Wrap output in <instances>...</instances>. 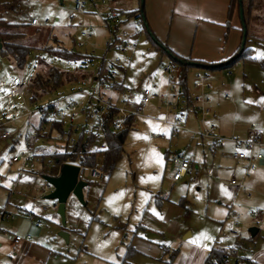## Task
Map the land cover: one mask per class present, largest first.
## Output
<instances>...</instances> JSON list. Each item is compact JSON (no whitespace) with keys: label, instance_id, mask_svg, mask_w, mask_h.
Returning a JSON list of instances; mask_svg holds the SVG:
<instances>
[{"label":"rangeland","instance_id":"rangeland-1","mask_svg":"<svg viewBox=\"0 0 264 264\" xmlns=\"http://www.w3.org/2000/svg\"><path fill=\"white\" fill-rule=\"evenodd\" d=\"M73 1L0 0V20L12 25L9 33L21 35L16 43L29 49L22 67L12 56H5L0 50V123L3 124L0 134L16 132L11 139H0V176L3 179L0 217L4 211L9 215L8 219L0 221V264H167L173 253L176 254L174 264H203L204 256L214 248L238 250V257L251 261V264H264V219L251 221L253 214L250 210H247L250 216L235 219L231 213L234 202L227 203L224 198L223 203L211 193L212 174L207 169H211L208 161L212 163L208 159L216 158L213 146L209 147L208 140L197 137L191 141L181 137L173 139L170 126L164 124L165 109L164 112L156 110L159 98L153 100L149 110L138 112L136 109L145 90L159 93L157 91L161 90L165 78L168 80L164 68L169 59L152 47L140 21L129 19L125 14L120 15L121 23L117 27L119 41H115L107 51L106 43L116 26L111 24V29H108L99 9H88L93 1H88L83 14L74 12ZM113 8L117 9L116 6ZM259 14H262L261 10ZM33 20L38 25H33ZM253 30L257 31L259 38L252 40L249 47L253 49L252 56L256 60H238L231 74V77H242L237 84L240 94L243 89L249 94H254L257 89L264 92V24L261 20L253 22ZM82 33H87L89 38H82ZM126 41L136 44V47L121 52V44ZM60 47L75 49V54L82 58L65 60L55 56L51 51ZM118 61L125 72L114 66ZM103 62L104 70L119 75L116 81L124 85L126 92L123 98L121 96L122 101L117 97V102L130 114L135 113V121L115 169L102 180H87L90 184L84 191L86 206L72 196L68 200L65 230L70 241L67 244L58 236L63 228L58 214L42 213L38 208L49 207L53 202L35 200L44 195L43 177L32 173L18 176V164L10 167L8 163L24 147L27 114L59 95L69 97L67 104L80 95L87 107L88 97L99 91L95 80ZM45 66L72 74L82 72L87 75V80L67 81L57 94L34 103L27 92L14 98L8 96L20 81L28 84L37 72L46 71ZM198 73L205 74V71L194 68L189 75V88L192 90ZM211 76L209 81L215 84L214 74ZM70 116L71 113L67 119H71ZM40 118V114L33 116L32 129L39 126ZM173 119L167 117V120ZM83 121L86 122L87 117L77 115L74 123L67 124L73 126ZM88 122L87 128H92L95 119ZM54 144L64 145V141ZM162 146L169 150L168 158L162 153ZM176 148L183 149L194 163L187 177L171 188L175 168L170 159ZM229 154L226 150L224 156ZM205 160L206 166L203 164ZM98 162L102 163L103 159L100 157ZM46 165V168L38 165V173H50L58 167ZM16 179L17 186L12 193V182ZM166 189L169 195L163 197ZM222 192L228 199L234 198V193ZM215 207H221L218 209L221 214L213 213ZM19 208L32 209L38 218L31 223ZM31 224L40 229L39 235L34 237L30 234L31 243L24 240L21 244H14L16 235L27 236ZM251 228L259 229L260 233L250 241ZM232 229L238 232V238L230 235ZM160 247L166 252H162Z\"/></svg>","mask_w":264,"mask_h":264},{"label":"crops","instance_id":"crops-1","mask_svg":"<svg viewBox=\"0 0 264 264\" xmlns=\"http://www.w3.org/2000/svg\"><path fill=\"white\" fill-rule=\"evenodd\" d=\"M74 3L75 0L73 1V9ZM231 3L232 0H144V4H142V0H108L107 3L102 4L98 0H93V3H90L91 5L88 7V9L96 11H98L99 9L101 16H104L105 18L104 22L106 23L108 29H111L110 26L114 23L110 19L106 18V15L110 10H114L118 13V15H120V13H128L131 11H136L140 8H144V17L146 19V23L150 29V32L161 45L184 59H188L191 62L203 63L200 64V66H194L193 68H191L189 70V75L191 73V70L194 68L203 69L205 71V74L209 76V80H211L212 78L211 74H214L213 80L215 84L212 83L213 81H210L213 85V89H206L203 91V95L210 101L208 105V108L210 109V115L204 118L200 113H195L191 110H187L185 112L187 118L183 123V125L185 126V130H182L179 133L177 139L179 140L181 137V139L188 138L190 141L195 140V138L192 137V131L202 132L212 126H216L215 134L218 137H221L223 141L215 142L209 138L205 139L208 140L207 145H209V147H211V145L213 146L212 151L216 156L215 158L213 155V160L211 158L208 159L212 161V163L208 161V165H211V169H207V171H209L208 173L212 174V176L210 177V188L213 190V192L211 193H214L215 199H219L221 202L224 201V198L226 199L227 203H229V201L234 202V205L231 206V213L232 216L235 217V219L244 216H250V214L247 212V210H250L253 214V216H251V221L253 219L254 221H263L264 138L262 139L263 145L256 146L253 149V153H261L263 155V159L256 164L257 169L250 172L247 176H245L247 163L243 161H236L235 159H233L235 147L234 143L230 140V138L232 137L239 140H247L249 138V133L251 130H255L264 134V92L257 89L254 94H249L245 93L243 89L241 91L242 94H240L238 91L239 89H237V84L242 78L241 75L231 77V74L234 71L235 64L234 67L230 70L225 67L226 65H228L229 60L232 59L234 55L241 49L243 40L242 21L240 19V15L234 14L230 18ZM113 6H116L117 9L120 10L113 8ZM36 25H38V23ZM145 34L148 40L151 42L152 47L160 51L161 53H159L162 55V57L166 56L169 59L170 63V56L168 54H164L160 48H157L155 46L153 41L148 36L147 32H145ZM134 47H136V44L128 49ZM128 49H126V51ZM75 51L76 50L74 49V52ZM118 62L119 64L114 66L118 70L124 71L120 61ZM210 67H214L216 69L210 70ZM118 77L119 75H117L116 78ZM165 80V83L161 85V90L157 92L167 93L169 91V81L166 78ZM95 82L97 83V79L95 80ZM188 83L189 86H191L190 82ZM189 90L190 94H192V97L198 96L201 93L195 88L193 90L189 88ZM73 93L76 94L77 92L74 91ZM124 95L125 94L123 93L119 96L120 101H122L121 99L124 97ZM226 95H229L232 100L226 99ZM65 96H69V94ZM60 97L62 96L59 95L52 101L58 100L60 99ZM234 98L237 102L234 100ZM81 99L82 97H80V95H76L75 97L70 99L69 104H84V100ZM153 100L151 101V103H153ZM67 103L66 101H63L58 103V106L61 108L66 106ZM150 104H148L145 108H141L140 100L139 104L136 105V109L138 110V112L149 110L151 107ZM117 105L120 107V104H118V102ZM181 109L182 108L178 110L181 112ZM156 110H159L161 112L164 110L161 100L159 101V106L156 107ZM177 114L178 113L176 111H172L169 115L166 116H170L171 118L175 119ZM132 116H134L135 121V113ZM85 123L88 124V120L84 123L75 124ZM169 126L170 125H168V127ZM170 133L172 137L171 127ZM158 137L162 138L163 136ZM189 145L187 147H189ZM197 145L199 146L200 143H198ZM202 146V148L204 149L205 145L203 141ZM222 149L223 152L220 153L219 150ZM226 150L228 153H230L229 156H224ZM242 151L249 153V150L245 147H243ZM179 152L185 153L183 149L176 148L174 154H177ZM162 153L165 157L168 158L169 150L167 148L163 147ZM226 157L227 161L225 162ZM188 158L191 160L190 157ZM191 162L192 167L194 162ZM98 164L101 165L102 163L98 162ZM203 164L206 166L207 160H205ZM198 168L199 166H196V169ZM190 169L182 179L187 177V175L190 173ZM233 175H235L238 185L231 184ZM18 176L20 175L18 174ZM14 182H17V179L12 183ZM226 183L228 184V187ZM31 186L32 188H34V185H30V188ZM222 191H226V193L229 194L234 193V198L228 199V197L224 196L225 193ZM168 195V190H164L162 196L167 197ZM223 203H225V201ZM219 205L224 206V204L221 203H219ZM218 209H221V207H215V209H212L215 215L221 214ZM31 210L32 209L28 210L19 208V211L23 215H26L31 223H34L35 219H29L28 214L33 213V215H35L36 217L38 216ZM230 210H228V214H230ZM4 212L1 213V215L4 214L6 216L5 218L8 219L9 215ZM40 224L41 223L39 221L38 225ZM39 233L40 229L34 228L32 224L29 225L27 236L32 234L35 237V235H39ZM259 233L260 230L258 229L257 235ZM257 235L255 237H257ZM26 237L23 238V240L18 244H21L24 240L25 243H31V241H28L26 239ZM255 237H252L250 233L251 240H253ZM1 242L2 241H0V247H2ZM164 251L166 252V250ZM206 259L207 256H204V259H202L203 264H205Z\"/></svg>","mask_w":264,"mask_h":264},{"label":"trees","instance_id":"trees-1","mask_svg":"<svg viewBox=\"0 0 264 264\" xmlns=\"http://www.w3.org/2000/svg\"><path fill=\"white\" fill-rule=\"evenodd\" d=\"M242 8L244 11V24L247 27L246 45L243 50L240 49L234 57L230 59L231 61L229 60L228 65L225 66L229 70L233 68L234 64H236L240 59L256 60V58L252 56L253 49L249 47L252 40L254 42L259 38L257 31L253 30V22L261 20L264 24V0H242ZM260 10L262 12L261 15L259 14ZM239 12L240 0H232L230 18L234 15V13L239 15ZM255 13H257V15ZM121 14L127 15L129 19L140 21L143 31L147 32L148 36L152 40L153 34H151L147 23L145 25L143 21L144 8L128 13H120V15ZM118 25L114 31L110 30L112 34H114V42L119 41V37L117 36ZM10 27H12L11 24L7 23L5 20H0V41L2 43L1 52L5 56H12L17 65L22 67L26 62L29 49L24 45L16 43L21 35L17 33H9L8 29ZM153 43L157 48H160L164 54H168L170 56L171 62L180 65L182 69V76L179 81L180 93L188 101V106L182 108L181 112L193 110V97L192 94H190L188 78L189 70L194 66L190 64V60L174 54L163 45L160 46L158 40L157 42L153 41ZM51 52L55 56L65 60H80V58H82L75 54L74 49L67 50L60 47V49H53ZM89 59L91 60V58ZM261 60H263V58ZM45 69L46 71L43 73L37 72L27 84L26 92L29 94L30 101L32 103L38 102L50 95L57 94L64 87L67 81L71 80L73 82H79L80 79L85 81L87 80V75L82 72L81 74H72L51 66H45ZM104 69L103 62L101 69L96 74L98 77H95L103 81L104 85L101 86L100 96L101 99L111 105V107L105 108L103 104L100 102L95 103L93 100H90L89 103L90 107L94 106L95 111H104L103 115L96 120V123L102 125L104 128V143L106 148L101 150L100 147L96 145L93 135L85 136L84 134L80 135L77 138L74 147H71L68 141L74 135V128L72 125L65 123L64 119L49 115V112L56 111L59 107L58 105H53L41 113L39 126L34 128L40 140L34 149V154L41 159L43 168H46L47 163H53L55 166H60L64 163L79 164L92 168L98 164L99 158L101 157L103 159L102 169L105 175H108L115 169L117 162L122 158L124 144L127 134L133 125L134 116H128L123 129H114L115 123L120 118L119 110L116 108L118 106L117 97L119 98L120 95L123 93L125 94L126 90L123 84L116 81L117 78L113 76L112 71ZM209 69L211 70L216 68L210 67ZM50 102L52 101H49L48 103ZM56 141H64V145L54 144ZM88 183L90 184V182ZM35 218L38 217L33 215V220ZM249 239L251 241V238ZM226 254L227 250L214 248L208 254L205 264H222L225 260ZM175 255L176 254L174 253L171 255L170 262L167 264H174L173 259ZM244 259L245 258H241L238 261L244 262Z\"/></svg>","mask_w":264,"mask_h":264},{"label":"built area","instance_id":"built-area-1","mask_svg":"<svg viewBox=\"0 0 264 264\" xmlns=\"http://www.w3.org/2000/svg\"><path fill=\"white\" fill-rule=\"evenodd\" d=\"M89 0H75L74 3V12L76 14H83L85 12L86 7L88 6ZM93 1V0H91ZM100 3L105 4L108 0H98ZM107 19H110L115 25H118L121 23L119 15L116 11L110 10L109 13L106 15ZM33 25L37 24L36 20L32 21ZM82 38L88 39L87 33H82ZM109 41L106 43V50L109 51L111 47L114 44V34L110 33ZM83 45V44H80ZM121 48L119 49L121 52L126 51V49L134 46V44H131L129 42H123L121 44ZM117 63L116 65H118ZM164 71L168 77L169 81V91L167 93H153L150 90H145L143 93V96L141 98V108H145L148 104L151 103V101L155 98H159L161 100L162 105L164 106V109L166 111V115H169L172 111H177V116L174 120L170 121L166 119L164 120L165 124L170 125L172 129V138H177L179 133L182 130H185V126L183 125L184 121L186 120V114L185 112H180L178 109L185 108L188 106V101L181 95L180 93V86L179 81L182 76V69L180 65L174 62L168 63ZM113 76L116 78L117 74L113 73ZM97 85L99 87V91L97 94H92V96H89L88 99L93 100V102L98 103L100 102L105 106V108L111 107L108 103L103 101L100 96V90L101 86L104 85L103 81L99 78L97 79ZM193 87L197 90H199L201 93L198 96H193V107L191 111L195 113H200L205 118L210 115V109L208 108L209 105V99H207L203 95V91L206 89H213L212 83L209 81V76L207 74H196L194 78ZM27 91V84L20 81L17 83L13 89V92H11L8 96L10 98H14L15 96H23ZM80 93V92H79ZM69 99V97H60V99L52 101L50 103L45 104L41 107H36V109L33 112H29L27 114L28 116V124L25 128L24 132V147L21 148L16 155L9 161V166L12 167L15 164H18L19 168L17 170L19 175H23L25 173H32L36 174L37 177H44V175H50V176H57L59 174V169L63 165H60L58 167H55L56 170H52L50 173H38L37 166L41 165V159L36 156L34 153V149L36 145L39 143V138L33 130L31 119L35 114H40L50 108L53 105H58V103L66 101ZM226 99L232 100V98L229 97V95H226ZM72 102V101H71ZM70 103V102H69ZM88 106L86 107L84 104H77V103H71L67 104L64 107H58L56 111L49 112L50 116H56L58 118L64 119L65 123H74V119L77 115H85L87 117V120L89 119H95V122L93 124L92 128H87L88 124H73L74 128V135L69 139V144L71 147H74L77 138L84 134L85 136H91L93 135L96 141V145L100 147L101 150H104L106 148V145L104 143V128L102 125L97 124L96 120L101 117L104 113V111L97 112L94 110V106L90 107V103L88 102ZM119 110V120L115 123L114 129L115 130H121L124 127V123L127 120L130 112H128L123 107H116ZM78 111V114H76ZM71 113V119H67V116ZM3 127V124L0 123V128ZM216 126H212L209 129H205L202 132L198 131H192V137L193 138H201V139H212L215 142H221L223 139L221 137H218L215 134ZM16 132H3L0 134L1 140H8L14 137ZM77 137V138H76ZM264 138V134L255 130H251L249 133V138L247 140H239L234 137L230 138V140L234 143L235 151L233 153V159L236 161H243L247 163V168L245 169V176L249 175L250 172L257 169V163L263 159V155L261 153L254 154L253 149L256 146L263 145L262 139ZM243 147L249 150V153L242 151ZM171 165L175 167V172L173 175L172 182L170 184V187L173 188L176 184V182L180 181L188 172V170L191 167V160L187 157L185 153L179 152L177 154H174L172 158L170 159ZM53 163H49L51 165ZM66 164V163H64ZM69 164V163H67ZM80 166V173H79V179L87 181L88 179L93 180H102L105 178V173L102 169V164H97L95 167H85L79 164H74ZM2 177L0 176V186H2ZM88 182V181H87ZM232 185H238L237 179L235 175H233L231 180ZM17 186V182H14L12 184L11 192L13 193L15 188ZM44 195L35 198L36 202H42L44 200V196L47 195L51 191V185L44 181ZM40 212L46 213L48 211L57 213L58 205L56 203H52L49 207L45 206H39L38 207ZM6 216L3 214L0 217V220H3ZM29 219L33 220V214H28ZM230 234L236 238L239 237L238 232L235 229H232ZM28 241L32 240V237L29 235L26 237ZM23 240L21 236L15 237V243L18 244ZM162 251H164L163 247H160ZM241 257H238V250H227V254L225 255V260L222 264H251L252 262L249 260L244 259V262H239Z\"/></svg>","mask_w":264,"mask_h":264},{"label":"water","instance_id":"water-1","mask_svg":"<svg viewBox=\"0 0 264 264\" xmlns=\"http://www.w3.org/2000/svg\"><path fill=\"white\" fill-rule=\"evenodd\" d=\"M63 1V0H61ZM144 4V0H142ZM240 19L242 21L243 29V40L241 50L244 49L247 40V27L244 24V11L242 8V0H240ZM143 21L146 25V19L143 17ZM152 40L157 42V39L152 36ZM160 46H162L160 44ZM2 49V43L0 41V50ZM192 66H200L199 63L190 62ZM80 166L74 164H63L59 169V174L57 176L45 175L43 180L51 185V191L45 195L44 200L52 201L58 205L57 214L61 218L62 231L59 232L58 236L64 240L67 244L70 241V235L65 230L67 225L66 220V208L70 197H74L78 202L86 206L84 191L89 187V183L84 180L79 179ZM250 233L252 237H255L258 233L257 228H251Z\"/></svg>","mask_w":264,"mask_h":264}]
</instances>
